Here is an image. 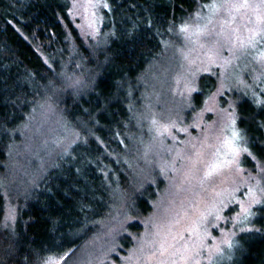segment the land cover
<instances>
[{
	"label": "trees",
	"instance_id": "16d2710c",
	"mask_svg": "<svg viewBox=\"0 0 264 264\" xmlns=\"http://www.w3.org/2000/svg\"><path fill=\"white\" fill-rule=\"evenodd\" d=\"M211 1L104 0L102 40L86 43L70 17L72 0H0V264L66 258L122 219L96 264H113L133 245L164 182L157 178L138 189L132 167L142 149L183 147L187 136L176 132L174 142L153 133L149 114L143 131L142 86L166 42ZM219 78L196 77L195 91L174 116L177 124L186 127L208 105L204 119L217 130L231 111L244 148L240 164L253 172L261 167L264 178V77L247 78L246 88ZM41 116L43 123L56 119L67 144L40 165L27 159L34 182L13 193L8 167ZM146 153L145 163L155 165V155ZM14 195H21L17 203L9 200ZM262 199L232 227L231 247L216 264H264ZM232 211H225L227 218Z\"/></svg>",
	"mask_w": 264,
	"mask_h": 264
},
{
	"label": "rangeland",
	"instance_id": "374dc122",
	"mask_svg": "<svg viewBox=\"0 0 264 264\" xmlns=\"http://www.w3.org/2000/svg\"><path fill=\"white\" fill-rule=\"evenodd\" d=\"M242 2L212 0L195 12L181 26L187 30L178 29L173 34L164 46V55L147 73L137 111L143 131L149 114L152 117L148 123L152 120L154 123L153 133L160 132L174 142H179L176 132L187 136L181 142L183 147L142 149V158L132 167L138 189L160 178L164 191L158 194L155 210L142 219L143 229L133 237V245L125 254L116 256L113 264H210L213 261L216 264L222 259L224 247L229 246L232 227L263 200L261 167L256 166L253 172L240 164L244 148L231 111L225 122L222 124L221 120L217 130L211 131L204 119L208 105L186 127L177 124L174 117L180 116L183 99L195 88L200 73L219 75V83L244 88L248 87L247 78L264 77V24L256 22L258 16H264V2L248 0L250 6L239 12L231 8L232 4ZM105 5L104 0H72L70 17L86 43L102 40L101 9ZM254 32L259 35L249 44ZM241 40L245 42L243 47ZM36 119L41 125L32 128L38 130H27L25 141L18 149L19 160L13 161L12 157L13 163L8 167L6 183L13 193L34 182L27 174V159L34 157L37 165L45 163L46 158L57 154L68 141L59 131L56 119L49 123H43L42 116L41 120ZM233 132L238 135L234 137ZM146 152L155 155V165L145 163ZM157 169L160 176L155 175ZM20 198L21 195H14L9 200L17 203ZM229 208L233 211L227 218L225 211ZM117 222L114 228H122L124 220ZM114 228L105 227L72 255L51 258L43 264L104 261Z\"/></svg>",
	"mask_w": 264,
	"mask_h": 264
},
{
	"label": "snow or ice",
	"instance_id": "6c2138e0",
	"mask_svg": "<svg viewBox=\"0 0 264 264\" xmlns=\"http://www.w3.org/2000/svg\"><path fill=\"white\" fill-rule=\"evenodd\" d=\"M262 2H264V0H262ZM107 5H105V7H106ZM250 5H249V3H248V0H243V2L242 3H239V4H232L231 5V8H233L235 11H237V12H239L240 11V9L241 8H248ZM232 19L234 20L235 19V17H232ZM231 21H229V23H230ZM258 24H264V16H258L257 17V21H256ZM187 29L186 28H182L181 29V31H186ZM235 31V30H234ZM256 35H259V33L258 32H254L253 33V35L251 36V37H249V44H252V43H254L255 42V36ZM244 41L243 40H241L240 41V45H241V47H243L244 46ZM190 91H195V89H190ZM234 122V121H233ZM238 134L237 133H235V132H233V136L234 137H236ZM245 151H246V149H245ZM245 211V213H247V211L248 210H244ZM217 219H220V217L219 216H217ZM249 231L251 230V229H248ZM229 247H231V243H229Z\"/></svg>",
	"mask_w": 264,
	"mask_h": 264
}]
</instances>
